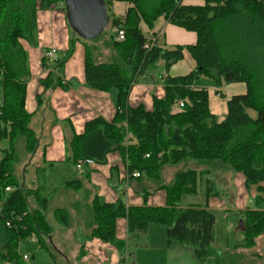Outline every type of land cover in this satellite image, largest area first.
I'll return each mask as SVG.
<instances>
[{"label": "trees", "instance_id": "1", "mask_svg": "<svg viewBox=\"0 0 264 264\" xmlns=\"http://www.w3.org/2000/svg\"><path fill=\"white\" fill-rule=\"evenodd\" d=\"M126 1L131 6L125 16L109 15L111 26L125 29V39L117 44L127 68L117 60L95 62L90 46L85 44L86 82L97 90H116L115 115L110 121L101 116L89 120L84 133L68 140L67 159L76 163L79 158H93L105 163L109 153L118 151L129 177L137 171V180H153L158 188L166 190V204L126 206L121 198L116 203L94 200L95 227L88 238H99L123 249L125 241L116 236L118 217L126 219L129 233L158 223L166 227L168 246L190 244L196 256L204 259L215 238L216 216L206 207H180L183 195L198 192L201 172L180 171L171 184H160L164 165L190 159L205 165L220 163L242 172L248 190L255 189L254 208L242 212V245L253 246L257 236L264 233V0H202V4L185 0ZM60 4L65 10L64 0H40L39 6L37 0H0V145L7 143L1 148L0 159V264H28L19 246L32 234L40 247L50 248L53 226L46 216L50 199L44 194L46 167L37 169L42 171L38 186L22 187L15 171V144L25 138L26 149L33 152L39 141L31 127L32 113L25 108L29 67L20 39L36 44L37 11ZM160 16L195 32L196 42L166 49L147 38L140 24L151 28ZM185 48L195 59L196 68L184 76H168L165 95L153 97L151 110L143 104L131 106L129 96L138 76L160 60L169 69L183 58ZM42 61L46 66L45 55ZM54 62L59 64L58 58ZM203 75L219 86L233 82L247 86L245 94L227 100L228 113L221 122L210 110L207 89L193 86ZM43 83L46 88L61 84L53 75ZM179 101L184 102L182 107ZM76 183L71 180L65 186L75 187ZM214 186L208 184L207 196L216 195ZM7 187L12 190L6 191ZM17 215L22 217L17 227H7L6 219L16 222ZM54 216L61 224L68 222L65 209H56Z\"/></svg>", "mask_w": 264, "mask_h": 264}, {"label": "crops", "instance_id": "2", "mask_svg": "<svg viewBox=\"0 0 264 264\" xmlns=\"http://www.w3.org/2000/svg\"><path fill=\"white\" fill-rule=\"evenodd\" d=\"M185 2L203 3L202 0H185ZM140 27L147 38H155L157 43L166 49H174L177 45L194 44L197 39L195 32L170 23L164 16L158 17L151 28L144 22L140 24ZM20 42L26 51L29 67L25 108L29 113H32L31 127L37 137L39 139L43 135L47 137L42 147V163L45 164V171L55 172L60 168L65 177L72 175L73 168L71 167H75V178L71 177L62 181L63 184L59 188L65 191L62 198L70 196L72 199H68L66 202L70 206H74L75 213L86 210L88 216L83 212L86 222L83 221L78 225L88 228L93 225L92 213L89 209H91L94 200L100 203H116L121 198L126 206H164L166 190L158 188L159 184L153 180L142 179L139 181L138 177H129L125 160L118 151L109 153L105 163L86 167L83 172L77 171L75 163L67 159L66 144L68 140L75 134L84 133L89 120L99 116L108 121L113 119L116 111V90L101 91L91 88L87 84L85 77L86 45L71 34L66 11L61 6L38 10L36 44H31L25 39H20ZM50 48L57 50L59 64L53 61L47 62L46 66H43L42 58ZM195 68L196 61L186 48L183 49V58L169 69L165 68L163 60L158 61L153 68L140 75L131 90L129 104L131 106L143 104L148 110H151L153 97H164L165 79L168 76H184ZM49 75L59 78L61 84L46 88L43 80ZM193 86L207 89L209 107L218 122L223 121L228 113L227 100L233 95L245 94L247 91L244 82L223 83L219 86L212 78L204 75L196 80ZM197 166L195 169L202 174L201 184L199 183L198 188L201 199L200 201L185 200L183 198L187 195L185 194L180 201V207H206L214 214L216 212L221 214L222 221L225 222L223 224L224 234L217 248L218 257L215 256V259L219 264H228L230 235L234 228H241L243 225L241 213L246 209L254 208L253 194L246 187L245 176L242 172H237L220 163L212 165L200 163ZM166 174L173 178L171 179L173 182L177 172L164 167L162 178ZM71 180H77L72 191L69 190L71 186H65V183ZM219 182L225 183L226 186L230 185L228 192L230 196L233 193L231 196L232 207H227L225 199L216 195L207 196L208 184L216 185ZM38 185L39 183L36 182L35 187ZM145 193H147V197L144 196ZM230 196L228 197L230 198ZM161 225L150 223L147 229L143 230L149 232L150 239L153 235L158 236L157 241H148L150 246L158 249L157 254L153 253L150 256V264H214L207 260L213 253L211 247L215 243V238L209 247L208 255L204 259H199L194 252V247L190 244L175 243L168 246L166 227ZM128 235L126 219L118 217L116 219V236L125 241V247L119 249L112 243L93 238L86 241L85 250L97 257L101 264H127L124 252L129 247L127 246ZM160 252L164 255H161ZM127 255L130 258L132 255L134 256L131 252H128Z\"/></svg>", "mask_w": 264, "mask_h": 264}, {"label": "rangeland", "instance_id": "3", "mask_svg": "<svg viewBox=\"0 0 264 264\" xmlns=\"http://www.w3.org/2000/svg\"><path fill=\"white\" fill-rule=\"evenodd\" d=\"M108 1V12L116 16H125L127 10L131 6V4L126 0ZM39 3L40 0H37L38 6ZM59 6L63 8L62 4H60ZM115 31L116 27L111 26V21H109L108 26L105 27L96 38L84 39L74 29L70 27V32L73 36L90 46L92 59L95 62L110 63L114 60H117L121 66L127 68L126 60L121 58V51L118 48L119 44H117L118 41H116ZM139 77L140 76H138V79ZM251 114L255 116L256 112L252 111ZM46 138V135H43V137L39 139V141L37 142V146L33 152H31L30 149L29 151L26 149L25 138H19L16 141V177L18 178L19 184L24 188L35 187V183H39L42 178V171L38 172L37 169L40 167V169L42 170V167H45V164L42 163L41 153ZM6 145L7 143L5 141H3L0 145V159L3 155L1 148H5ZM198 164H200L199 161L190 159L182 160L176 164H166L161 168V178L162 170L164 167H168L169 170H173L174 172L178 173L187 169H195V167H198ZM68 168L70 169V167ZM71 168H73L72 175H70L69 177H65L62 174L60 168L57 169L55 172L46 171L44 174V194L46 197L50 198L46 216L53 226V232L51 234L49 249L40 247L38 242H33L30 240V238H27L26 240L20 242V252L27 253L30 256L28 264H101L97 257L92 256L85 250L84 246L86 241L89 240L88 235L92 232L93 228L95 227L92 211L93 205H91V209H89V211H91L90 213H92L93 225L88 228L83 225H78L79 223L82 224L81 222L83 221L86 222V217L83 216V212L86 216H88L86 214V210H83L81 213H77L76 211L75 213L74 206H70L68 202H66L68 199L72 200L70 199V196L69 198L65 196L64 198H62L65 191L62 188H59L63 184L61 182L71 177L75 178V167ZM171 179L173 178H170L169 174H166V176L162 178L160 184L169 185L172 183ZM228 186L230 185L227 184L226 186L225 183L219 182L216 183L213 191L216 193V196L220 197L221 199H225L227 207H232L233 199H231V196L233 195V193L231 196L229 195ZM69 190L72 191V187H70ZM251 193H255L254 188L251 189ZM228 196H230V198ZM183 198H185V200L190 199L200 201L201 195L200 192H198L196 195L187 194ZM59 208L65 209L67 211L68 222L66 224H61L58 219H56V217L54 216V211ZM215 216L217 223L215 230V243H213L211 247V252L213 253H211L212 255L211 257H209L207 262L210 261L214 264H219V262L216 261L215 256H217V248L219 247V242H221L223 238V224H225V222L222 221L220 213L216 212ZM242 224L243 225L241 226V228H234V231L230 235V256H228V264H264V233L257 236L253 246H243V230L245 228L243 218ZM147 232L148 231L145 232L138 230L133 233H129V241L127 242V246L129 247L124 252L127 258V264H150V256L153 253H156L158 249L156 250L153 248V246H150V242L148 241H157L158 236L153 235L150 239L149 232ZM153 241H151V243H153ZM128 252H131L132 254H134V256L132 255V257L130 258L127 255ZM160 253L161 255H164V253Z\"/></svg>", "mask_w": 264, "mask_h": 264}, {"label": "water", "instance_id": "4", "mask_svg": "<svg viewBox=\"0 0 264 264\" xmlns=\"http://www.w3.org/2000/svg\"><path fill=\"white\" fill-rule=\"evenodd\" d=\"M69 26L84 39L96 38L108 26L105 0H64Z\"/></svg>", "mask_w": 264, "mask_h": 264}, {"label": "built area", "instance_id": "5", "mask_svg": "<svg viewBox=\"0 0 264 264\" xmlns=\"http://www.w3.org/2000/svg\"><path fill=\"white\" fill-rule=\"evenodd\" d=\"M115 33H116L117 41H123L125 39L126 33H125L124 28H121V27L116 28ZM151 40L155 41V38H151ZM45 56H46L47 62L56 61L57 60V50L54 48H50L49 50H47ZM183 105H184L183 101L178 102L179 107H182ZM147 156H149V154H147ZM95 164H97V162L93 158H79L76 161L75 166H76L77 171L83 172L86 169V167H91V166H94ZM132 175L133 177H139L140 173L136 171V172H133ZM10 190H12V187L6 188V191H10ZM1 212H2V206L0 205V215H1ZM15 219H17L16 222L12 218L6 219L5 221L6 226L9 228L17 227L16 223L17 221L18 222L21 221L22 217L20 215H17ZM28 238H30V240L33 242H38V238L35 234L30 235ZM23 259L26 262H28L30 260V256L27 253H24Z\"/></svg>", "mask_w": 264, "mask_h": 264}]
</instances>
